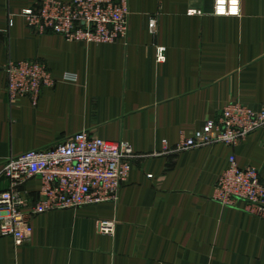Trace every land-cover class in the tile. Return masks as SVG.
<instances>
[{
  "label": "crops",
  "instance_id": "obj_1",
  "mask_svg": "<svg viewBox=\"0 0 264 264\" xmlns=\"http://www.w3.org/2000/svg\"><path fill=\"white\" fill-rule=\"evenodd\" d=\"M127 1L128 38L86 45L29 29L36 0H0V164L83 131L137 155L115 201L34 216L25 245L0 236V264H264V218L214 200L233 156L264 184V128L234 148L165 152L231 103L264 109V0H241L238 17L216 16L214 0ZM22 61L55 84L12 107L3 69Z\"/></svg>",
  "mask_w": 264,
  "mask_h": 264
},
{
  "label": "built area",
  "instance_id": "obj_2",
  "mask_svg": "<svg viewBox=\"0 0 264 264\" xmlns=\"http://www.w3.org/2000/svg\"><path fill=\"white\" fill-rule=\"evenodd\" d=\"M240 5L241 0H214V12L220 17H238ZM21 16L33 32L54 33L67 41L90 45L126 40L131 13L127 0H36V6ZM13 25L9 19V28ZM3 71L6 97L12 107H18L25 98L36 103L42 90L55 84L48 67L39 62H9ZM262 128L264 109L231 103L201 131L183 138L172 149L165 147V152L180 154L218 144L234 148ZM136 158L128 143L106 141L88 131L49 148L11 157L0 164V177L10 183V188L0 193V236L11 237L21 247L32 236L31 222L36 215L115 201ZM32 179L41 181L35 195L26 190ZM215 190L214 200L221 206L264 218V184L257 169L240 167L233 156L217 179ZM114 227V223H98L99 232L105 235H112Z\"/></svg>",
  "mask_w": 264,
  "mask_h": 264
},
{
  "label": "rangeland",
  "instance_id": "obj_3",
  "mask_svg": "<svg viewBox=\"0 0 264 264\" xmlns=\"http://www.w3.org/2000/svg\"><path fill=\"white\" fill-rule=\"evenodd\" d=\"M219 145V144H218ZM216 146V145H215ZM213 147V146H212Z\"/></svg>",
  "mask_w": 264,
  "mask_h": 264
}]
</instances>
